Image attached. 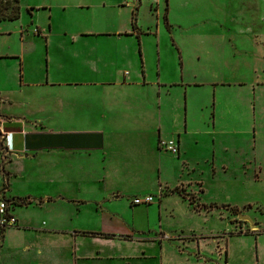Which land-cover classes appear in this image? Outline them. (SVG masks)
<instances>
[{"label":"crops","instance_id":"1","mask_svg":"<svg viewBox=\"0 0 264 264\" xmlns=\"http://www.w3.org/2000/svg\"><path fill=\"white\" fill-rule=\"evenodd\" d=\"M61 5L62 12L56 14L55 23L52 24L54 6L42 4L49 14L46 25L35 27L32 33L19 31V54L13 57L19 62V79L0 87V197L29 199L25 205H9L8 214L15 223L0 232V249L8 243L6 232L10 229L14 236L28 234L29 245L36 250V256L22 260V264H217L220 256L223 264H228L230 250L225 237L255 234L251 228L220 218L233 231L211 233L216 220L213 210L228 204L198 202L201 182L197 183L196 203L170 192L182 184L165 191L160 188L164 150L158 148V141L165 140L162 136L171 124L169 113L165 114L167 104L161 87L169 79L166 71L160 73L159 56L155 76L148 74L141 36L151 32L141 29L135 19L132 25L133 11L124 19L112 12L108 18L100 10L104 2L64 1ZM64 5L70 6L68 11ZM72 8L76 18L70 24ZM64 86L92 88L93 93L82 96L81 116L75 115L74 96L52 89ZM144 86H151L153 91L149 93ZM119 98L124 106L115 103ZM76 123L78 127H74ZM173 124L176 139L166 140H175L179 161L180 149L186 150L192 133L186 127L180 130L176 120ZM91 159L96 160L93 166ZM135 174V180L148 184L149 189L129 191L128 181ZM91 184L107 190L106 195L98 201L75 199V188ZM190 184L193 183L185 185ZM120 186H126L124 191ZM30 188L38 193H32ZM144 195L153 197L151 204L129 203L130 208L142 207L144 219L125 225L110 215L95 231L62 229L54 221L42 222L36 228L27 214L73 215L75 206L102 204L109 197L132 199ZM154 201L155 207L151 206ZM182 201L191 211L182 206ZM153 211L151 224L149 214ZM176 212L185 218L182 231H164L167 219L162 218L173 217ZM198 217L208 223L204 228L210 232L197 233L189 227ZM55 234L61 237L52 238ZM58 248H62L59 255L54 251ZM116 252L121 255L115 257Z\"/></svg>","mask_w":264,"mask_h":264},{"label":"rangeland","instance_id":"2","mask_svg":"<svg viewBox=\"0 0 264 264\" xmlns=\"http://www.w3.org/2000/svg\"><path fill=\"white\" fill-rule=\"evenodd\" d=\"M64 1L104 2L105 6L100 10L103 9L108 18L112 12L124 19L133 11L137 25L151 32L141 36L148 74L155 76V62L159 56L160 73L166 71L169 79L168 84L161 87V96L166 99L165 114L169 113L171 124L162 138L176 139L175 120L180 130L186 127L187 132L192 133L186 150L182 152L180 149L182 158L179 161L175 154L162 152L160 188L165 191L182 184L183 194L191 196L196 203L197 183L201 182L198 202L228 204L213 210V220H216L211 233L233 231L232 226L220 218L251 228L255 233L225 237L230 250L227 263L264 264V0H135L127 3L121 0H19L18 18L0 22V87L19 79V62L13 58L19 54V31L32 33L35 27L46 25L49 14L42 9V4L54 6L52 24L55 23ZM109 4L119 7H109ZM64 6L68 11L70 6ZM165 6L167 25L162 18ZM70 11L72 18L69 17V22L73 24L76 10L72 8ZM157 49L159 54L156 56ZM52 89L75 97L76 116L83 114L82 96L93 93L88 86ZM144 89H149V93L153 91L151 86H144ZM115 103L124 106L120 98ZM74 127H78L77 123ZM184 161L185 165H181ZM95 162L94 159L89 161L92 166ZM135 176L128 181L131 184L129 191L149 189L148 184L135 180ZM189 182L193 184L185 185ZM83 187L74 189L75 199L85 197L98 201L107 193L94 184ZM125 187L119 189L124 191ZM30 191L38 193L34 188ZM130 200L109 197L102 204L75 206L72 216L60 212L57 217L48 212L27 214L36 228H40L42 222L54 221L55 226L62 229L79 227L95 231L110 215L123 220L125 225L144 219L141 206L139 209L130 208ZM155 205L156 201L151 206ZM183 205L191 211L186 202L182 201ZM154 215V211L149 214L151 224ZM239 215L250 219L252 226L238 220ZM162 219H167L166 223L163 222L164 231L180 234L185 219L182 214L176 212L173 217ZM205 225L208 223L198 217L189 227L205 234L210 232ZM6 233V242L11 245L5 243L0 249V264H22V260L36 256L35 248L27 240L28 234L27 237L14 236L10 229ZM54 237L60 238L61 235L55 234ZM25 246L28 248L24 249ZM61 250L54 251L59 255ZM119 255L120 252L114 254L115 257ZM223 260L220 256L217 264H223Z\"/></svg>","mask_w":264,"mask_h":264},{"label":"trees","instance_id":"3","mask_svg":"<svg viewBox=\"0 0 264 264\" xmlns=\"http://www.w3.org/2000/svg\"><path fill=\"white\" fill-rule=\"evenodd\" d=\"M19 0H0V21L6 20V21H11V20H15L18 18L19 16V4H18ZM166 1V0H165ZM134 12H132V25L133 24V17ZM163 22L165 23V25H167V21H166V6L164 8V14H163ZM170 192H175L177 194H179L181 197L188 199V201L190 203L193 202L191 196H186L185 194H182V190L180 189V187H175L172 190H170ZM0 200L5 202L7 204V210L10 204H14V205H25L27 203H29V199H19V198H12L11 200H4L2 197H0ZM197 208H205L204 205H196ZM210 207H215L214 205H211ZM232 211H235V208H232ZM2 231V230H1ZM0 231V232H1Z\"/></svg>","mask_w":264,"mask_h":264},{"label":"built area","instance_id":"4","mask_svg":"<svg viewBox=\"0 0 264 264\" xmlns=\"http://www.w3.org/2000/svg\"><path fill=\"white\" fill-rule=\"evenodd\" d=\"M127 2H133L135 0H124ZM158 148L170 152L172 154H178V148L175 140H159ZM153 197L151 195H144L139 197H134L130 200L131 205H149L151 204ZM15 223L12 216L8 214L7 204L0 200V231L6 227H11Z\"/></svg>","mask_w":264,"mask_h":264},{"label":"water","instance_id":"5","mask_svg":"<svg viewBox=\"0 0 264 264\" xmlns=\"http://www.w3.org/2000/svg\"><path fill=\"white\" fill-rule=\"evenodd\" d=\"M237 219L241 220V221H245L250 227L252 226V222L246 216H240L239 215V216H237Z\"/></svg>","mask_w":264,"mask_h":264}]
</instances>
